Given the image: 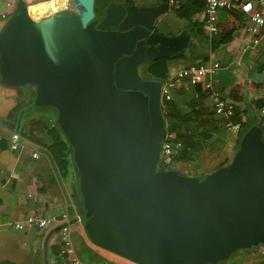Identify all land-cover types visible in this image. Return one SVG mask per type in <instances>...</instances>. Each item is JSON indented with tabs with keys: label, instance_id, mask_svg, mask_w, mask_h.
I'll use <instances>...</instances> for the list:
<instances>
[{
	"label": "water",
	"instance_id": "obj_1",
	"mask_svg": "<svg viewBox=\"0 0 264 264\" xmlns=\"http://www.w3.org/2000/svg\"><path fill=\"white\" fill-rule=\"evenodd\" d=\"M168 9L66 0L36 20L21 9L0 33V83L56 112L93 245L134 264H218L264 246V140L251 123L230 166L202 178L158 169L162 83L140 68L189 44L186 31H154Z\"/></svg>",
	"mask_w": 264,
	"mask_h": 264
},
{
	"label": "crops",
	"instance_id": "obj_2",
	"mask_svg": "<svg viewBox=\"0 0 264 264\" xmlns=\"http://www.w3.org/2000/svg\"><path fill=\"white\" fill-rule=\"evenodd\" d=\"M51 1L0 0V33L21 9H28L31 18L36 20L48 10L60 9L66 2ZM232 1L235 7L217 11V35H211L207 30L204 0H188L179 8L168 6V11L154 23V31L163 36H177L186 31L190 37L188 46L179 52L182 57L168 58L156 67L160 73L169 69L171 77L189 65L213 61L220 64L214 74L200 79L195 85L181 82L173 90L171 105L162 106L165 128H176L181 137L179 139L173 132L177 140L195 142L206 131L214 133L207 140L198 141L197 151L187 161L175 163L173 169L183 175L202 178L228 168L235 159L240 134L251 123L261 128L264 140V114L261 113L264 108V39L251 45L252 36L245 30L249 20L237 7L241 0ZM117 2L146 7L161 4L138 0ZM207 81L220 97L234 105L235 115L229 120L214 114L203 89ZM21 91L0 83V95L5 97L23 96ZM1 101L0 114H4L6 108L2 110ZM16 103H20V107L28 104L22 99ZM169 107L174 109L171 111ZM15 112L17 110L10 112L9 118L0 117V136L5 138L0 142V264H54L62 249L60 225L65 224L63 215L68 217L73 257L79 264H111L110 258H121L93 245L82 225L74 222L81 210L74 204L46 147L19 136L17 149L10 148V137L18 133V124L15 130L11 125L17 115ZM229 121L240 125L241 133L234 134L227 129L225 124ZM35 217L54 218L58 223L39 230L35 225H29ZM15 224H21L23 228L17 230ZM218 264H264V246L239 250Z\"/></svg>",
	"mask_w": 264,
	"mask_h": 264
},
{
	"label": "built area",
	"instance_id": "obj_3",
	"mask_svg": "<svg viewBox=\"0 0 264 264\" xmlns=\"http://www.w3.org/2000/svg\"><path fill=\"white\" fill-rule=\"evenodd\" d=\"M137 1V0H136ZM143 1V0H138ZM151 3H167L169 7L179 8L188 0H145ZM205 2V16L207 23V30L211 35H217L219 29L217 27V11L220 9L230 10L235 4L232 0H204ZM238 9L249 20V24L245 27L247 34L252 36L251 45L255 46L261 39H264V0H241L237 5ZM3 17V16H2ZM220 67L218 62H209L203 64H193L184 67L175 72L173 76L166 81L161 82V102H169L172 100L173 90L183 81H187L191 85L197 84L200 79L212 75ZM264 74V70L262 71ZM204 91L207 93L209 100L212 103L214 114L216 116L225 117L227 120L235 115V107L233 104L225 101L214 90L210 82H205L203 85ZM264 114V108L261 109ZM52 124H56L52 121ZM226 128L231 130L232 133L237 134L241 131V126L227 122ZM5 138L0 136V142ZM10 148L15 150L18 147V136L12 135L9 139ZM183 145L179 142L173 133L165 131L164 139L161 144L160 156L157 163L159 170L165 171L166 167L173 164V160L178 151L182 149ZM168 170V169H167ZM76 222L80 223V217H75ZM62 221L65 224L60 225V235L62 241V249L60 250L59 260L54 264H79V261L73 257L74 250L72 249L70 231L67 215L62 216ZM58 223L54 218L39 219L33 218L29 225L33 224L39 230L52 226L51 224ZM15 229L21 230V224H15Z\"/></svg>",
	"mask_w": 264,
	"mask_h": 264
},
{
	"label": "trees",
	"instance_id": "obj_4",
	"mask_svg": "<svg viewBox=\"0 0 264 264\" xmlns=\"http://www.w3.org/2000/svg\"><path fill=\"white\" fill-rule=\"evenodd\" d=\"M180 57H182L181 53L173 56L172 58L178 59ZM167 60L168 59H161L141 66L140 68L141 78L144 80H156L160 82L166 81L167 78L170 77V70L168 69L166 71V69H164V72L160 73L158 71L159 69L156 67L160 66ZM197 98H200V96H197ZM0 99L2 100L1 101L2 110L3 107L6 108L5 113L0 114V117L6 118L8 117L10 112L17 110V113L15 112L17 115H15L14 117L15 119L11 123L12 130H15L16 125L18 124L19 121L20 114L22 113L20 117L18 133L15 134L18 137L20 136L22 138L28 139L34 144L46 147L50 151L56 162L59 172L63 177L64 182L66 183L67 189L71 194L74 204L77 206L78 209L81 210L82 207L81 196L76 186L78 176L72 162L71 148L67 143L66 139L64 138L63 134L58 129L57 125L51 124L52 121L56 120V113L53 112L54 110L52 111L53 112L52 113L49 111L52 109L29 108L30 105L29 103L24 107H20V103L18 104L16 102L21 101V99L23 100V96L5 97L2 94L0 95ZM171 101L163 103V105L165 104H167V106L171 105ZM169 108L171 109V111L172 109H174L173 107H169ZM169 108L168 111L172 114ZM165 131L169 133H173V132H175L176 134L178 133L176 131V128L173 127ZM241 131H242V127H241ZM213 134H214L213 132L209 133V131H206L204 132V134L198 137L197 141L195 142L192 141L188 143L185 141H180L179 139H181V137L177 134V136L180 137L178 141L182 143L183 147L175 155L173 163H181L183 161H187L191 157L192 153L197 151L196 146L198 141L207 140L208 138L212 137ZM189 150H191V153H189Z\"/></svg>",
	"mask_w": 264,
	"mask_h": 264
},
{
	"label": "rangeland",
	"instance_id": "obj_5",
	"mask_svg": "<svg viewBox=\"0 0 264 264\" xmlns=\"http://www.w3.org/2000/svg\"><path fill=\"white\" fill-rule=\"evenodd\" d=\"M116 1H118V0H116ZM139 2H141V3H147V1H145V0H143V1H139ZM25 102H27V101H25ZM30 104V103H29ZM50 112H52L53 110H49ZM53 112H55V111H53ZM52 112V113H53ZM56 113V112H55ZM15 134V133H14ZM13 134V135H14ZM175 163L174 164H170L169 166H167L166 167V169L165 170H169V169H173V168H175ZM203 174H205V173H203ZM83 257H85L84 255H83ZM88 257H89V254H88ZM110 262H111V264H125V263H127V264H129L127 261H124L123 259H121V258H116V259H113L112 260V258H110ZM102 264H105V262L104 263H102ZM106 264H108V263H106Z\"/></svg>",
	"mask_w": 264,
	"mask_h": 264
},
{
	"label": "bare ground",
	"instance_id": "obj_6",
	"mask_svg": "<svg viewBox=\"0 0 264 264\" xmlns=\"http://www.w3.org/2000/svg\"><path fill=\"white\" fill-rule=\"evenodd\" d=\"M63 7V6H62ZM61 7V8H62ZM54 9V8H53ZM53 9H51V10H48L46 13H49V12H53ZM54 10H58V9H54ZM45 15V14H44Z\"/></svg>",
	"mask_w": 264,
	"mask_h": 264
}]
</instances>
